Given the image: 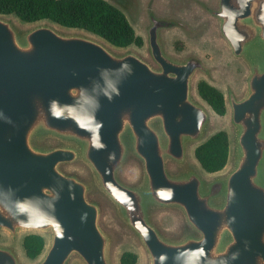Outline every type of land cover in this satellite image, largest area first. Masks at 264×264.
Segmentation results:
<instances>
[{"label":"water","instance_id":"obj_1","mask_svg":"<svg viewBox=\"0 0 264 264\" xmlns=\"http://www.w3.org/2000/svg\"><path fill=\"white\" fill-rule=\"evenodd\" d=\"M107 1L144 35L154 64L133 51H113L122 46L84 28L42 18L19 30L0 13V229L13 239L23 230L43 236L33 264H70L74 255L83 264H113L101 205L89 197L86 180L63 169L82 160L117 222L139 238L148 264H264V0H216L213 7L161 0L147 9L145 0ZM195 21H208L197 38L178 33L204 42L214 27L228 52L248 66L240 94L229 88L226 97L203 78L222 91L235 128L233 164L211 179L201 175L211 172L194 155L219 130L206 134L214 110L194 82L197 70L208 75L210 69L200 53L172 54L162 41L167 29ZM107 82L120 93L111 101ZM53 101L70 118H53ZM93 113L102 125L97 133L89 130ZM189 145L202 172L185 165ZM130 156L140 175L123 168ZM170 162L181 168L170 171ZM159 207L180 210L190 231L166 236L151 217ZM18 246L27 256L22 241ZM0 264L23 263L13 245L0 243Z\"/></svg>","mask_w":264,"mask_h":264},{"label":"rangeland","instance_id":"obj_2","mask_svg":"<svg viewBox=\"0 0 264 264\" xmlns=\"http://www.w3.org/2000/svg\"><path fill=\"white\" fill-rule=\"evenodd\" d=\"M200 3V6H206V4H209L210 6H215L217 4L216 0H198L195 5ZM139 7V6H138ZM136 7V9L138 8ZM134 8H131L130 13L132 16L137 15V10ZM10 20H14V25L19 30H25L33 25L35 22H25L22 20H18L17 16L12 13H7L4 15ZM138 20L141 22L142 25V19L144 15L142 14V10L138 13ZM135 20V19H134ZM38 21L37 23H39ZM41 22L47 23L46 20H41ZM209 22H212V19L209 17ZM203 23V24H201ZM201 23L198 22H189L187 26L182 27H173L169 29H164L162 33L168 31L170 37H167L163 35L162 41L165 49L172 53L176 54L179 53L178 51L182 50L184 48V51H186L183 54H186L187 52L193 53V51H196L202 55L203 63L205 66H207L210 69V74L206 75L204 72L197 70L194 76V82L198 81L201 78H205L209 81H213L216 83L217 86H220V88L225 93V96L227 97V91L229 88L233 89L237 94H240L244 91L245 86V78L248 72V66L246 62L241 59L240 57L234 56L233 54H230L228 51L227 44L225 46L223 45L221 38H219V34L216 32V28L211 29V33L209 36L206 34H202L203 36H207L206 41L204 42H195L191 40V38L186 36V33H184V36L182 37V45L181 47L177 48L175 46V42H172V39L177 36L178 31L182 32H188L190 35H193V37L197 38L199 32L201 30L206 29L208 27V21H203ZM58 26L57 24H55ZM62 28L61 26H59ZM188 27V28H187ZM211 27V26H210ZM63 31L67 32H81L84 31L80 28H65ZM139 35L143 39L142 45H135L130 44L127 46L122 47H116L113 48V51L122 53L127 50L133 51L140 55L142 58L146 59L147 61L151 62L153 61L150 57V54L148 52L147 45L144 42V35L139 33ZM175 41V40H174ZM181 54V55H183ZM239 97V96H238ZM227 99V98H226ZM215 129H223L227 132L229 137V143H230V150H229V158L227 164L219 171L211 172V173H203L201 174L206 179H211L218 176H223L232 166L233 164V151H234V136H235V128L234 125L231 122L230 118V111L229 106L227 105L226 111L224 114L219 115L214 112H211L209 115V122L208 126L206 128V134H209ZM56 142L57 140L53 139H45L43 142L41 141V144L48 145L49 142ZM192 145L188 146L187 148V159H186V166L195 168V162L193 160V157L191 156V150ZM139 161L136 160L133 156H130L125 164L124 169L130 170L131 173L140 175L136 171H138ZM169 170L172 172H177L181 167L173 162H170L168 165ZM197 170L202 172V168L199 164H197ZM195 168V169H196ZM63 169L69 172H73L86 180L89 183L90 189H89V197L93 200H96L101 205V216H100V222L103 228L109 233L111 237V243H110V256L113 264H119L118 263V256L121 254L124 250H132L137 254V261L135 264H148V258L145 252V249L143 245L141 244L139 238L137 235L126 225H124L121 222H117L116 217L114 216V212L112 211V208L108 206L107 200L108 198L99 190V188L96 185V182L94 181L92 172L90 168L87 166L86 163H84L82 160H77L72 163L66 164L63 166ZM136 172V173H135ZM107 198V199H106ZM111 208V209H110ZM152 219L157 223L160 230L168 237L172 238H179L184 233L190 231V227L185 222V219L178 209H171V208H155L153 209L151 213ZM123 222V221H122ZM27 231H20L16 238L13 239L11 235L5 231L0 229V243L1 244H9L13 245V247L16 249V251L19 254L20 261L23 264H33L38 257L30 258L27 256H24L22 254L21 248L18 246L21 244L22 237L25 235ZM45 237H47V234H43ZM49 236V235H48ZM70 264H83L81 259L74 255L71 258Z\"/></svg>","mask_w":264,"mask_h":264},{"label":"trees","instance_id":"obj_3","mask_svg":"<svg viewBox=\"0 0 264 264\" xmlns=\"http://www.w3.org/2000/svg\"><path fill=\"white\" fill-rule=\"evenodd\" d=\"M0 13H15L24 21L48 18L64 26L84 28L116 46L143 43L123 11L107 0H0ZM181 45L180 39L175 40L177 48ZM197 91L216 114L225 113L224 96L219 88L199 79ZM228 152V134L223 129L213 132L194 148L195 157L208 172L221 169L226 164ZM22 245L27 256L35 257L43 248L44 238L39 233H28L23 236ZM136 261L134 251L121 252L120 264H135Z\"/></svg>","mask_w":264,"mask_h":264},{"label":"clouds","instance_id":"obj_4","mask_svg":"<svg viewBox=\"0 0 264 264\" xmlns=\"http://www.w3.org/2000/svg\"><path fill=\"white\" fill-rule=\"evenodd\" d=\"M124 67L129 68V71L131 72V68L129 65L125 64ZM119 94L120 93H119V90L116 87V85L111 83V82H107V89L104 91V95L109 99V101L112 100L113 95L119 96ZM99 106L100 105H99L98 101H94L95 110H98ZM68 110H69V112L71 111L70 108ZM50 113L53 116V118H55V119H68V118H70V117L64 115V109L58 107L57 102H55V101H53L51 103ZM92 121H93V124L89 130L93 131L94 133H97L98 129L102 125L99 122H96L94 113H93ZM93 143L97 148L103 147V145L99 143L98 135L94 136ZM24 210H25L24 205L19 204L18 205V212L22 214L24 212ZM21 223H23V221H21Z\"/></svg>","mask_w":264,"mask_h":264},{"label":"flooded vegetation","instance_id":"obj_5","mask_svg":"<svg viewBox=\"0 0 264 264\" xmlns=\"http://www.w3.org/2000/svg\"><path fill=\"white\" fill-rule=\"evenodd\" d=\"M159 2V3H158ZM203 2V1H202ZM150 3V6L153 8V5H156V6H158V4H161V0H145V2H143V6L147 9V7H148V4ZM155 9V8H154ZM148 18V17H147ZM144 19H145V16H144ZM147 33H146V31H145V35H146ZM171 36V35H170ZM169 36V37H170ZM182 35L181 34H177V36L175 37V38H173L172 39V42H175L174 40H179L180 39V41L181 42H183L182 41ZM179 53H177L178 55H181V54H183V53H185L186 51H184V48L182 49V50H180V51H178ZM201 79H203V78H201Z\"/></svg>","mask_w":264,"mask_h":264},{"label":"bare ground","instance_id":"obj_6","mask_svg":"<svg viewBox=\"0 0 264 264\" xmlns=\"http://www.w3.org/2000/svg\"><path fill=\"white\" fill-rule=\"evenodd\" d=\"M13 21V23H15V21L14 20H12ZM16 24V23H15Z\"/></svg>","mask_w":264,"mask_h":264}]
</instances>
